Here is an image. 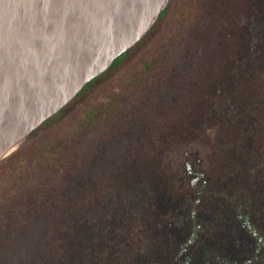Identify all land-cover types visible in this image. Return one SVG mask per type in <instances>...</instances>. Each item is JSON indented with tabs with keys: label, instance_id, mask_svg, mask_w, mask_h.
<instances>
[{
	"label": "rangeland",
	"instance_id": "1",
	"mask_svg": "<svg viewBox=\"0 0 264 264\" xmlns=\"http://www.w3.org/2000/svg\"><path fill=\"white\" fill-rule=\"evenodd\" d=\"M140 40L0 160V264H264V0Z\"/></svg>",
	"mask_w": 264,
	"mask_h": 264
},
{
	"label": "water",
	"instance_id": "2",
	"mask_svg": "<svg viewBox=\"0 0 264 264\" xmlns=\"http://www.w3.org/2000/svg\"><path fill=\"white\" fill-rule=\"evenodd\" d=\"M170 0H0V160L136 44Z\"/></svg>",
	"mask_w": 264,
	"mask_h": 264
},
{
	"label": "trees",
	"instance_id": "3",
	"mask_svg": "<svg viewBox=\"0 0 264 264\" xmlns=\"http://www.w3.org/2000/svg\"><path fill=\"white\" fill-rule=\"evenodd\" d=\"M258 6L256 5V8L254 7V11H257L259 8H257ZM165 13H166V9L165 10H163V12L159 15V17H158V19H157V21H159L160 19H162V17L165 15ZM141 40H139L136 44H138L139 42H140ZM136 44H134V46L136 45ZM133 46V47H134ZM132 49V48H131ZM131 49H129V50H127V51H125L124 53H122L120 56H118L113 62H112V64L110 65V67L107 69V70H105L103 73H101V74H99L97 77H95V78H93L92 80H90L78 93H77V95L76 96H78L86 87H88L91 83H93L99 76H102L103 74H105L106 72H108V71H111V70H113V69H115L116 67H118L119 66V64L121 63V61L123 60V58L128 54V52L131 50ZM258 55H259V59L262 57L263 59H261V61L259 62L260 64H264V56H262L263 55V53L261 52V50H258V53H257ZM260 75V74H259ZM259 75H258V77H259ZM255 81L256 80H253V82H249V83H243V85H241V87H240V90H244V88H246V87H249V86H251L252 87V85H256V83H255ZM229 84H226L227 85V88H226V91H227V89L229 88V86H230V82H228ZM257 83H258V80H257ZM258 85V84H257ZM249 99H251V98H249ZM64 108V107H63ZM62 108V109H63ZM61 109V110H62ZM61 110H59L58 112H57V114L59 113V112H61ZM56 114V115H57ZM198 118L195 116V117H193L191 120L193 121V122H196V121H198L197 120ZM49 120V119H48ZM48 120H46V121H44L43 123H46ZM177 134H179V132L177 133ZM252 150H249L248 151V153H249V155H250V152H251ZM206 179L203 177V178H201V179H199V182L198 183H202V184H206ZM158 188V187H157Z\"/></svg>",
	"mask_w": 264,
	"mask_h": 264
}]
</instances>
